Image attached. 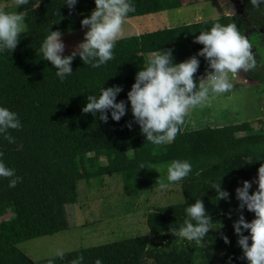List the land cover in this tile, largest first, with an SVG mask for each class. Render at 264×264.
<instances>
[{
  "label": "trees",
  "instance_id": "16d2710c",
  "mask_svg": "<svg viewBox=\"0 0 264 264\" xmlns=\"http://www.w3.org/2000/svg\"><path fill=\"white\" fill-rule=\"evenodd\" d=\"M181 1L131 0L135 12L128 18L166 11ZM244 1L239 16L119 38L114 59L98 68L83 64L77 56L71 64L73 72L62 81L53 65L44 60L41 45L49 31L63 34L82 29L80 21L94 10V0H77L72 10L65 0H29L17 7V11L27 13V30L13 52H0V107L15 112L22 127L9 130L15 143L0 135V152L4 154L0 159L15 170L21 182L10 188L8 179L0 177V264H48L53 256L31 261L16 245L65 231V206L76 202L78 183L114 173L120 174L124 194L159 187L156 181L163 178L165 183L179 186L182 200L152 209L144 219L147 234L65 252L54 264H71L79 256H83V264H94L96 259L102 264H197L201 247L192 242L179 247L160 248L155 242L147 246L149 239L163 242L173 235L171 227L178 230L183 225L186 207L197 199L202 200L211 226H233L239 215L235 189L264 163V134L240 135L249 129L247 122H241L180 130L174 141L155 145L135 123L127 93L136 73L154 52L172 50L180 43V49L192 45L194 56L203 47L194 42L195 37L217 22L235 23L244 35L252 28H264V6L257 9L250 7L249 0ZM197 59L199 68L208 67L202 56ZM246 76L264 83V66L246 72ZM112 86L123 89L116 101H125V116L113 121L109 111L105 123L99 120V113L94 117L82 112L88 95L99 96L102 87ZM128 122H132L130 129ZM178 159L189 161L192 171L181 181L168 182L167 166ZM219 181L222 190L229 193L227 201L215 199L213 185ZM243 215L251 221L249 211L243 210ZM243 234L249 235L247 230ZM230 260L231 264H247L236 255Z\"/></svg>",
  "mask_w": 264,
  "mask_h": 264
},
{
  "label": "clouds",
  "instance_id": "9594fccd",
  "mask_svg": "<svg viewBox=\"0 0 264 264\" xmlns=\"http://www.w3.org/2000/svg\"><path fill=\"white\" fill-rule=\"evenodd\" d=\"M29 0H14L19 7L27 5ZM77 0H65L64 4L72 10ZM254 8L264 6V0H249ZM95 8L90 15L83 18L84 33L82 42L76 45L69 55H62L65 44L59 30L49 31L41 45L44 60L49 61L56 69V76L64 79L70 75L72 61L79 56L83 64L98 68L114 59L113 50L117 40L123 35V27L128 14L135 12V5L131 0H94ZM26 12L6 11L0 7V52H13L20 36L27 30L25 23ZM195 43L203 45L196 55L178 64H173L172 50H158L143 69L135 75V82L127 93V101L131 106V113L135 123L140 127L145 139L155 145L170 143L175 140L180 126L190 110L205 107L210 104L216 95L230 92L234 85L231 78L240 72L254 70L257 66L253 47L248 38L241 34L235 23L222 25L215 23L210 30L201 32L195 37ZM197 56H202L208 64L205 75L194 80L199 68ZM121 86L103 88L99 96L88 95L87 103L82 108L83 113H91L94 117L99 113V120L108 121V112L111 119L119 121L126 115L125 101H116ZM22 127L17 114L5 107H0V135L9 143H15L9 130H18ZM126 127H132L128 122ZM0 152V158L3 157ZM251 163V162H249ZM140 169H144L141 166ZM192 171V165L187 160H173L167 166V181L178 182L186 178ZM0 177L8 179L10 188L16 187L21 178L16 176L15 170L7 167L0 159ZM257 189L252 191V183L243 181L242 186L235 189L236 199L239 201V215L233 223L234 233L237 235V244L242 249L243 258L248 264H264V163L257 170V179L254 181ZM156 183L161 189H167L170 184L159 178ZM217 201L228 200L229 193L222 190L220 181L214 184ZM254 213V219L245 220L243 210ZM187 219L177 230L170 229L171 233L185 241L202 244L203 239L211 230V218L206 212L201 199L186 207ZM230 218V216H229ZM221 227V225H220ZM247 230L249 235H244ZM225 244L228 237H222ZM251 240V244H249ZM56 257L64 258V252L58 250L48 260L54 264ZM71 264H83V256L71 261ZM94 264H102L96 259Z\"/></svg>",
  "mask_w": 264,
  "mask_h": 264
},
{
  "label": "rangeland",
  "instance_id": "374dc122",
  "mask_svg": "<svg viewBox=\"0 0 264 264\" xmlns=\"http://www.w3.org/2000/svg\"><path fill=\"white\" fill-rule=\"evenodd\" d=\"M233 1L182 0V4L180 2V4L171 5L167 11L127 18L123 27V35L120 38L182 25L177 24L176 20L192 23L195 20L203 21L221 16H232L238 14L239 11V8H232ZM0 7L5 8L6 11H17L14 0H0ZM170 19L172 24L169 23ZM87 30V28L76 29L62 34L61 39L65 44V51L62 55L71 53L76 45L83 41L82 36ZM259 33L263 36L257 37ZM246 37L252 44L256 64L264 65V61L259 59V50L264 48V31L257 30ZM180 45L178 43L172 47L173 64L192 57L193 46L187 45L184 49H180ZM206 70L211 71L208 67L198 68L194 80L198 82V78L204 76ZM231 82L234 87L230 92L214 96L208 106L190 110L189 115L185 117L184 124L180 126L181 131L247 122L248 131L240 135L264 133V84L248 79L246 72L243 71L235 78H231ZM256 179L257 173L249 180L253 182L251 192L257 189V184L254 182ZM241 186L242 182H239L237 188ZM179 200V187L172 185L167 189L156 187L145 192L124 194L118 173L80 181L77 185L76 202L65 206L67 229L53 235L23 241L16 247L28 259L37 261L54 256L58 250L65 253L142 236L147 234L145 216L152 209L170 205ZM8 216L9 213L4 217ZM249 217L250 220L254 219V213L249 212ZM223 236L228 237V244L224 243ZM237 240L233 226H211L202 244L192 242L201 247L196 263L231 264L230 259L235 255L243 259V252ZM152 242L157 243L160 248L190 245L189 241L174 235H170L163 242H159L158 239H149L147 246L150 247ZM146 263L150 264L149 261Z\"/></svg>",
  "mask_w": 264,
  "mask_h": 264
},
{
  "label": "flooded vegetation",
  "instance_id": "af4514ba",
  "mask_svg": "<svg viewBox=\"0 0 264 264\" xmlns=\"http://www.w3.org/2000/svg\"><path fill=\"white\" fill-rule=\"evenodd\" d=\"M234 4H232V8H239V11H238V14H235V15H232V16H239V15H242L243 14V8H244V5H245V1L244 0H234L233 1ZM232 3V2H231ZM236 3V4H235ZM250 7H252V5L250 4ZM257 30H260V31H264V28L263 27H257V28H252L250 29L249 31H247L246 35L245 36H249L251 35L253 32L257 31ZM262 37L263 34L259 33L257 34V37ZM259 59H261L262 61H264V48L259 50ZM257 66H264L262 64L260 65H257ZM256 66V67H257ZM258 83V82H257ZM259 84H264V83H259ZM260 134H264V133H260ZM257 173V172H256Z\"/></svg>",
  "mask_w": 264,
  "mask_h": 264
},
{
  "label": "crops",
  "instance_id": "0c3cea01",
  "mask_svg": "<svg viewBox=\"0 0 264 264\" xmlns=\"http://www.w3.org/2000/svg\"><path fill=\"white\" fill-rule=\"evenodd\" d=\"M167 11V10H166ZM197 21H201V20H197ZM196 20L194 21V22H197ZM172 22V20L170 19L169 20V23L170 24H172L171 23ZM176 22H177V24H182V25H185V24H189V22H183V21H177L176 20ZM183 22V23H182ZM193 23V22H192ZM177 26H179V25H177ZM175 27V26H174ZM168 28H170V27H168ZM82 29H85V28H82ZM67 33V32H66ZM64 34V33H63ZM82 36V35H81ZM82 37H84V34H83V36ZM241 123V122H240ZM181 130V129H180ZM172 186H178V185H172ZM179 187V186H178ZM180 190V189H179ZM181 200H182V197H181V193H180V200H179V202H181ZM179 202H175V203H172V204H176V203H179Z\"/></svg>",
  "mask_w": 264,
  "mask_h": 264
}]
</instances>
